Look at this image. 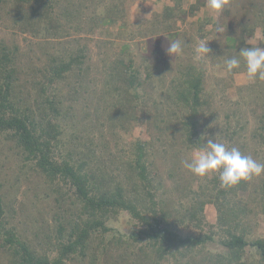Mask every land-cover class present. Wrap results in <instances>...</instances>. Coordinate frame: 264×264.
I'll use <instances>...</instances> for the list:
<instances>
[{"label": "trees", "instance_id": "16d2710c", "mask_svg": "<svg viewBox=\"0 0 264 264\" xmlns=\"http://www.w3.org/2000/svg\"><path fill=\"white\" fill-rule=\"evenodd\" d=\"M183 1L145 28L130 16L144 0H0L12 30L0 38V264H253L252 249L264 264L254 236L264 176L225 188L218 173L201 179L181 164L216 135L264 163V81L235 85L243 61L224 67L264 38V0H230L216 20L190 22ZM158 34L165 48L185 41L184 55L162 64L115 48L149 36L159 46ZM200 38L213 56L204 63ZM123 212L132 228L111 235Z\"/></svg>", "mask_w": 264, "mask_h": 264}, {"label": "clouds", "instance_id": "9594fccd", "mask_svg": "<svg viewBox=\"0 0 264 264\" xmlns=\"http://www.w3.org/2000/svg\"><path fill=\"white\" fill-rule=\"evenodd\" d=\"M230 0H207V6L220 14L228 6ZM186 42L180 39L169 40L166 54L175 59L184 55ZM194 59L204 63L211 59V49L208 41L200 38L194 49ZM244 63L246 77L249 82L264 81V48L258 46L246 47L224 59L227 73L241 67ZM218 135H216L217 137ZM212 138L206 144L191 151L182 161V167L201 179L218 173L221 187L230 188L242 181H250L264 176V163L258 162L250 155L243 154L237 147H229L225 142ZM204 137H201L203 140Z\"/></svg>", "mask_w": 264, "mask_h": 264}, {"label": "rangeland", "instance_id": "374dc122", "mask_svg": "<svg viewBox=\"0 0 264 264\" xmlns=\"http://www.w3.org/2000/svg\"><path fill=\"white\" fill-rule=\"evenodd\" d=\"M173 0H144L142 4L137 2L131 7V12L130 16L133 19L134 27L139 26L142 24L144 19L150 18L151 15L154 12H160L164 9L165 6L172 4ZM193 3H196V0H184L183 1V8L188 14V22L194 21V20H199L203 17H206L207 15H211L213 20H216L218 18L217 13H215L213 10H211L207 6V1L206 5H203L200 8H194L192 9L191 6ZM197 3H199L197 1ZM142 22V23H141ZM189 26V24H185ZM211 25H208L210 27ZM118 25H111L110 27L107 26V28H111L113 30L117 29ZM142 27H147V23L144 22ZM189 28V27H188ZM12 33L11 29H7L3 26V24L0 23V38L4 37L5 39H10V34ZM165 34V33H164ZM162 36L166 37V34ZM17 40L19 41L20 45L23 46L24 48H27V42L22 36L17 35L16 36ZM155 39H159V42L162 41V43L157 46V45H151L152 44V37L148 38H142V37H137L134 40H129L127 43H122L120 40L115 41V48L118 49L121 45L127 46L129 45V50L133 52L137 56L138 59H140L144 54L148 55L151 59L154 58L156 55H163L160 63L164 64L166 60L172 59L173 56H169L166 54V49L165 48V39L160 38L159 34L155 36ZM169 40H176L175 37H170ZM249 41L253 44L258 45L261 48H264V38L262 37L261 33L257 32V36L255 38H250ZM96 40H92L88 42V47L90 49V53L92 55V60L91 61H96L98 58V48L95 44ZM165 48V49H163ZM164 59V60H163ZM247 77L245 74H237L235 76V85H240L246 83ZM230 91L235 92V88H232ZM215 209L213 206H209L207 209V214L208 217L211 221L214 220L215 218ZM109 225L112 228L111 235L113 234H128L130 229L132 228V219L129 216V214L123 212L116 220H111L109 222ZM255 237H264V221L260 220L259 225L257 226L255 232H254ZM209 247L213 248H219L221 247L217 243H210ZM251 250V249H250ZM248 258L253 262V264H256L257 258L255 253L253 252V249L251 250Z\"/></svg>", "mask_w": 264, "mask_h": 264}]
</instances>
